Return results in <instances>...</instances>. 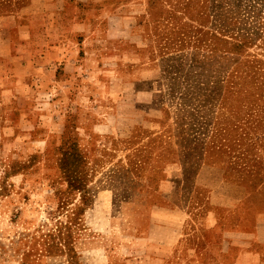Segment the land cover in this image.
Returning <instances> with one entry per match:
<instances>
[{
    "label": "rangeland",
    "instance_id": "rangeland-1",
    "mask_svg": "<svg viewBox=\"0 0 264 264\" xmlns=\"http://www.w3.org/2000/svg\"><path fill=\"white\" fill-rule=\"evenodd\" d=\"M60 4L0 0V264H149L139 228L165 165L190 177L229 146L264 160V141L211 132L222 100L264 138V0L88 3L78 62L40 42Z\"/></svg>",
    "mask_w": 264,
    "mask_h": 264
},
{
    "label": "crops",
    "instance_id": "crops-1",
    "mask_svg": "<svg viewBox=\"0 0 264 264\" xmlns=\"http://www.w3.org/2000/svg\"><path fill=\"white\" fill-rule=\"evenodd\" d=\"M101 1L104 0H61L53 31L58 38L40 40L42 48L62 50L63 56L70 55L76 62L88 59V26L92 25L88 3ZM247 106L238 110L221 100L213 118L212 134H222L227 142L236 140L238 149L242 142H250V146L255 141L262 143L260 132L244 130L251 123ZM226 134L231 137L225 138ZM227 149L233 154L223 156V160H219V155L225 152L219 151L218 155L204 150L193 164L190 177L173 165H165L160 178L151 182L152 190L163 200L150 201L145 206L148 217L139 228H143L138 235L142 256L150 259L149 264H178V254L182 264H264V160L252 150H233L230 146ZM248 157L254 159L255 171L247 170ZM257 169L261 177L255 188L249 187L251 181L247 178L259 175ZM178 192L180 200L176 199Z\"/></svg>",
    "mask_w": 264,
    "mask_h": 264
}]
</instances>
